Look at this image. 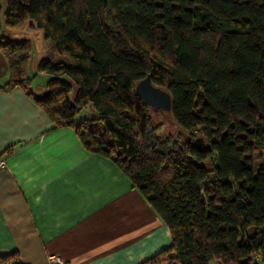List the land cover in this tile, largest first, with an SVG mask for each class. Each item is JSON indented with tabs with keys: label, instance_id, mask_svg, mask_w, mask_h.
Returning a JSON list of instances; mask_svg holds the SVG:
<instances>
[{
	"label": "trees",
	"instance_id": "1",
	"mask_svg": "<svg viewBox=\"0 0 264 264\" xmlns=\"http://www.w3.org/2000/svg\"><path fill=\"white\" fill-rule=\"evenodd\" d=\"M2 2L0 90L20 87L56 128L76 127L147 198L172 243L141 264H264V0ZM3 17L10 29L31 22L64 57L39 62L52 75L45 95L32 89L31 42L2 35ZM147 77L170 93L158 114L179 133L153 123L136 89ZM86 108L101 133L95 118L76 124ZM0 264L24 263L13 252Z\"/></svg>",
	"mask_w": 264,
	"mask_h": 264
},
{
	"label": "crops",
	"instance_id": "2",
	"mask_svg": "<svg viewBox=\"0 0 264 264\" xmlns=\"http://www.w3.org/2000/svg\"><path fill=\"white\" fill-rule=\"evenodd\" d=\"M4 20L2 35L29 40L14 36L23 26L10 29ZM9 79L0 51V87ZM34 82V92L45 95L47 87L35 90ZM93 118L90 127L101 133L90 109L75 122ZM0 159L7 162L0 170V255L16 252L24 264H49L51 255L63 264H141L172 243L168 225L116 163L89 150L76 127L56 128L20 87L0 90Z\"/></svg>",
	"mask_w": 264,
	"mask_h": 264
},
{
	"label": "rangeland",
	"instance_id": "3",
	"mask_svg": "<svg viewBox=\"0 0 264 264\" xmlns=\"http://www.w3.org/2000/svg\"><path fill=\"white\" fill-rule=\"evenodd\" d=\"M7 6V0H3L2 7L3 9ZM28 25H31V22H26L24 25H22L20 32H18V35L20 38H27L30 40L32 47H33V53L32 58L29 62V68H30V76L34 77L35 82L33 83V88L35 90H38L39 87L41 89H45L47 87V83L52 78V75L48 73H42L38 71V65L39 62L47 57L52 56L55 60L63 59L64 57L60 54L55 52V45L52 40H48L45 38L43 30H41L38 27H35V30H32L31 28H28ZM6 27V26H4ZM64 80L70 81L69 77L66 75L62 76ZM38 86V87H37ZM47 89V88H46ZM75 94V87L74 90L70 93L71 98L73 99ZM152 120L155 125L162 126L161 133H179L181 129L175 126V124L172 121V115L169 114L167 116H163L161 114L155 113L151 111ZM102 123V122H101ZM103 126V123L101 124ZM198 130L195 131V133ZM258 152L264 153L262 149H260ZM259 163V162H258Z\"/></svg>",
	"mask_w": 264,
	"mask_h": 264
},
{
	"label": "water",
	"instance_id": "4",
	"mask_svg": "<svg viewBox=\"0 0 264 264\" xmlns=\"http://www.w3.org/2000/svg\"><path fill=\"white\" fill-rule=\"evenodd\" d=\"M137 92L143 99V101L152 109L155 113H167L172 110V97L170 93L160 87L154 86L150 77L141 81L137 87ZM196 147H204L205 142L202 137L196 138L194 142Z\"/></svg>",
	"mask_w": 264,
	"mask_h": 264
},
{
	"label": "built area",
	"instance_id": "5",
	"mask_svg": "<svg viewBox=\"0 0 264 264\" xmlns=\"http://www.w3.org/2000/svg\"><path fill=\"white\" fill-rule=\"evenodd\" d=\"M7 165L6 160L0 159V170L5 168ZM49 264H63V260L58 255H51L48 258Z\"/></svg>",
	"mask_w": 264,
	"mask_h": 264
}]
</instances>
